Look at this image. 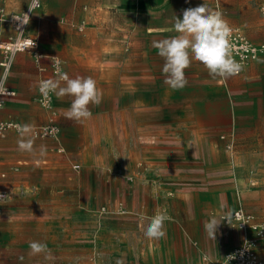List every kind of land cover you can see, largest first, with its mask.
<instances>
[{"label": "crops", "instance_id": "obj_1", "mask_svg": "<svg viewBox=\"0 0 264 264\" xmlns=\"http://www.w3.org/2000/svg\"><path fill=\"white\" fill-rule=\"evenodd\" d=\"M0 1L9 14L31 3ZM203 3L264 44V0H41L24 34L38 39L43 57L16 50L8 58L0 48V87L13 90L0 120L28 126L0 134V190L10 195L0 203V264H205V254L217 260L255 237L221 221L212 240L203 224L210 209L221 208L212 212L219 217L239 205L264 219V53L232 55L242 71L226 80L193 60L182 89H130L152 73L165 80L153 43L177 35L175 17ZM18 35L0 24V42ZM56 56L70 78L96 79L99 67L120 77L121 104H90L91 118L80 123L66 117L71 97L53 93L44 105L37 86L56 78ZM52 112L60 132L43 135ZM231 132L233 150L220 138ZM21 139L32 152L18 148ZM169 208L187 214L165 220L164 237L146 238L147 218ZM33 241L49 252L32 255ZM258 250L264 255V243Z\"/></svg>", "mask_w": 264, "mask_h": 264}, {"label": "clouds", "instance_id": "obj_2", "mask_svg": "<svg viewBox=\"0 0 264 264\" xmlns=\"http://www.w3.org/2000/svg\"><path fill=\"white\" fill-rule=\"evenodd\" d=\"M29 10L31 11V6ZM173 27L177 35L153 43L158 55L164 59V83L170 88L182 89L187 85L185 69L191 66L193 60L200 62L212 78L226 80L242 71V65L232 56L233 29L220 11L205 3L187 8L183 10L182 19L175 17ZM53 61L56 78L40 80L37 86L43 102H50V93H54L57 99L68 96L72 98L70 107L66 110L68 119L80 123L91 118L89 105H99L103 98V92L97 87L96 80L91 76L70 78L63 71L62 61L57 56L53 57ZM20 130L23 134L28 130V126H22ZM18 148L32 152V141L21 139L18 141ZM147 219L148 223L144 229L146 238L158 240L166 235L164 222L168 217L164 212ZM230 219L231 215L228 213L219 217L213 215L205 221L203 227L208 238L215 240L221 221L227 220L229 223ZM29 247L32 255L49 252L47 245L38 241L31 242ZM45 258L50 259V254ZM203 261L209 264L210 257L205 254ZM117 264L122 262L117 261Z\"/></svg>", "mask_w": 264, "mask_h": 264}, {"label": "built area", "instance_id": "obj_3", "mask_svg": "<svg viewBox=\"0 0 264 264\" xmlns=\"http://www.w3.org/2000/svg\"><path fill=\"white\" fill-rule=\"evenodd\" d=\"M30 6L31 10L40 7L41 0H31ZM261 11L264 14V5L261 6ZM30 14L31 11L29 8L20 13L9 14L0 1V24L8 22L19 32L17 38L2 40L0 42V48L8 58H10L11 54L16 50H30L35 54L37 60L43 57V54L39 51L38 39L24 34L30 19ZM230 27L233 29L231 38L232 55H236L240 61H244L246 59H256L264 53V44H254L241 28ZM12 94L13 90L9 87H0V107L4 105L5 97ZM52 94L53 93H50L51 99ZM41 101L44 105H50L51 103V100L47 103L43 102V97H41ZM12 127L17 129L21 128L16 123L0 120V134ZM59 132L60 128L56 121V113L52 112L49 124L42 127L41 133L43 135L57 136ZM220 138L226 141V149H234V132H231L230 134H222ZM251 173H254V171L252 170ZM249 182L252 185L256 183L253 178L249 179ZM9 196L10 195L6 191L0 190V203L9 199ZM98 212L99 217L102 218L107 215L108 210L106 207H101ZM122 212H125V210H122ZM224 214L228 213H222L220 216ZM230 215L231 219L229 223L227 220H222L226 225L243 231L251 229L255 232V237L246 238L242 244L230 249L221 258L210 261L209 264H264V255L259 253V246L257 244L259 238L264 240V219L258 221L254 214L247 212L241 205L230 212Z\"/></svg>", "mask_w": 264, "mask_h": 264}, {"label": "rangeland", "instance_id": "obj_4", "mask_svg": "<svg viewBox=\"0 0 264 264\" xmlns=\"http://www.w3.org/2000/svg\"><path fill=\"white\" fill-rule=\"evenodd\" d=\"M118 40H121V37ZM159 77H161V74L152 73L148 75L145 81H143V83H140V85L136 81L131 82L130 89H136L138 88V86H142L141 84H143L142 87L147 90H161V91L167 90L168 85H166L163 80L157 79ZM95 80L97 82V87L103 92L102 102L99 104V106L109 107L112 105L121 104L120 103L121 97H119V95H121V91L124 88V83L122 82L120 77L118 79L109 77L106 74L105 68L99 67L98 75ZM238 195L241 197L240 199H242V193L239 192ZM235 200H237V193L233 191L231 195L229 194L226 196V206L224 209L229 210V208L233 205V202ZM218 211H222V209L212 208L208 211V215L213 216L212 212H218ZM162 212H164L168 217V219H166L167 221L171 219L185 217V214H187V211H185V209L182 208L178 210L169 208L167 211H162ZM262 243H264V240L262 238H259L257 242L258 246L260 247Z\"/></svg>", "mask_w": 264, "mask_h": 264}]
</instances>
